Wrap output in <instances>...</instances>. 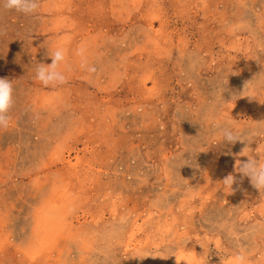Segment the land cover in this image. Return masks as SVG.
I'll list each match as a JSON object with an SVG mask.
<instances>
[{
    "label": "rangeland",
    "instance_id": "obj_1",
    "mask_svg": "<svg viewBox=\"0 0 264 264\" xmlns=\"http://www.w3.org/2000/svg\"><path fill=\"white\" fill-rule=\"evenodd\" d=\"M0 78V264H264V190L236 171L264 163V0L0 4Z\"/></svg>",
    "mask_w": 264,
    "mask_h": 264
},
{
    "label": "clouds",
    "instance_id": "obj_2",
    "mask_svg": "<svg viewBox=\"0 0 264 264\" xmlns=\"http://www.w3.org/2000/svg\"><path fill=\"white\" fill-rule=\"evenodd\" d=\"M5 10H15L25 15H30L36 12L39 7V0H0ZM67 49L60 46L49 52L48 57L51 59L50 64H39L35 69V78L45 87L63 85L67 82L65 70H70V67L65 63ZM87 47L81 44L76 49V55L80 58V68L89 74L96 72L94 65H90L87 58ZM64 64V70H61V65ZM13 101V85L12 82L0 78V130L7 129L10 126V116L8 115ZM220 138L226 143L233 144L240 140L237 135H234L231 127L222 128ZM247 159L240 161L236 171L240 174L241 179L247 177L252 187L258 191L264 190V163H261L255 155L249 153ZM236 183V178L229 174L223 180L222 184L225 189L233 191V184ZM230 264H248V257L244 252H236L230 259Z\"/></svg>",
    "mask_w": 264,
    "mask_h": 264
}]
</instances>
